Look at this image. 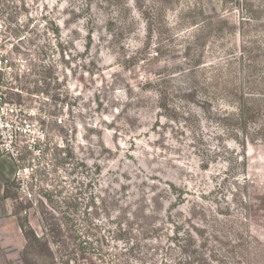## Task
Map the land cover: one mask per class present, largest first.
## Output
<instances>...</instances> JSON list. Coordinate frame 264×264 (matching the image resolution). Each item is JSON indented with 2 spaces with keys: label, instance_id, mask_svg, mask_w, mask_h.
Segmentation results:
<instances>
[{
  "label": "clouds",
  "instance_id": "9594fccd",
  "mask_svg": "<svg viewBox=\"0 0 264 264\" xmlns=\"http://www.w3.org/2000/svg\"><path fill=\"white\" fill-rule=\"evenodd\" d=\"M0 264H264V0H0Z\"/></svg>",
  "mask_w": 264,
  "mask_h": 264
}]
</instances>
